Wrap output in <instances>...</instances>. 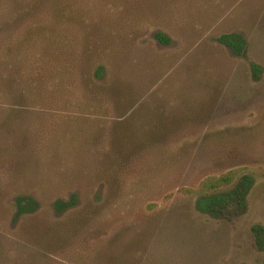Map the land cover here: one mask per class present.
<instances>
[{"label": "rangeland", "instance_id": "obj_1", "mask_svg": "<svg viewBox=\"0 0 264 264\" xmlns=\"http://www.w3.org/2000/svg\"><path fill=\"white\" fill-rule=\"evenodd\" d=\"M243 175V205L197 209ZM254 226L264 0H0V264H264Z\"/></svg>", "mask_w": 264, "mask_h": 264}, {"label": "trees", "instance_id": "obj_2", "mask_svg": "<svg viewBox=\"0 0 264 264\" xmlns=\"http://www.w3.org/2000/svg\"><path fill=\"white\" fill-rule=\"evenodd\" d=\"M155 38L160 43L168 44L170 42V38L163 32H156ZM218 42L228 48L235 55L241 56L246 52V39L241 33H223L218 37ZM252 69L253 72L257 74L260 68L257 65H253ZM234 176H236V171L231 170L218 177L214 176L208 178L203 185L205 187L207 186L216 189L219 186L230 183ZM251 182L252 178L249 175H243L238 184L225 192H212L211 194L200 196L196 201V207L202 212H206L212 216H218V214L224 213L229 208L231 202L241 206L244 203V198L249 190ZM70 204L71 202L58 200L55 203V208L60 212ZM16 207L18 209L17 214L19 215L25 212L34 211L37 207V203L33 198L20 197L16 200ZM253 232L256 236L257 246L260 249H264V228L254 226Z\"/></svg>", "mask_w": 264, "mask_h": 264}]
</instances>
